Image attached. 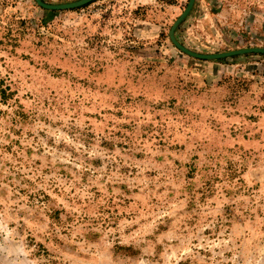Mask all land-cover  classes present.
Instances as JSON below:
<instances>
[{"label":"rangeland","instance_id":"374dc122","mask_svg":"<svg viewBox=\"0 0 264 264\" xmlns=\"http://www.w3.org/2000/svg\"><path fill=\"white\" fill-rule=\"evenodd\" d=\"M187 2L0 0V264H264V54Z\"/></svg>","mask_w":264,"mask_h":264},{"label":"water","instance_id":"95a60500","mask_svg":"<svg viewBox=\"0 0 264 264\" xmlns=\"http://www.w3.org/2000/svg\"><path fill=\"white\" fill-rule=\"evenodd\" d=\"M92 0H73L69 2H63V3H47L43 0H35V2L46 9H69V8H74L77 6H80L82 4H85L87 2H90ZM194 3V0H188L184 10L181 12V14L175 19L173 24L171 25L168 36L171 42L182 52L191 55L193 57L201 58V59H216V58H222L226 56H231V55H237V54H243V53H261L264 54V46H252V47H242V48H236V49H231L227 51H222V52H213V53H205V52H197L193 51L186 46H184L182 43H180L175 35H174V30L176 26L180 23V21L188 14L190 11L192 5Z\"/></svg>","mask_w":264,"mask_h":264},{"label":"trees","instance_id":"16d2710c","mask_svg":"<svg viewBox=\"0 0 264 264\" xmlns=\"http://www.w3.org/2000/svg\"><path fill=\"white\" fill-rule=\"evenodd\" d=\"M90 2H91V1H90ZM90 2H87V3L83 4V5H86V4L90 3ZM83 5H80L79 7H81V6H83Z\"/></svg>","mask_w":264,"mask_h":264}]
</instances>
